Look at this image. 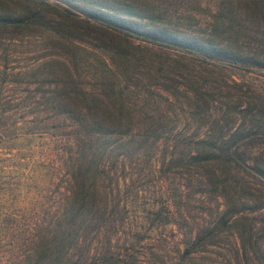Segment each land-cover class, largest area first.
I'll use <instances>...</instances> for the list:
<instances>
[{"label":"rangeland","instance_id":"1","mask_svg":"<svg viewBox=\"0 0 264 264\" xmlns=\"http://www.w3.org/2000/svg\"><path fill=\"white\" fill-rule=\"evenodd\" d=\"M167 1V21L173 28L189 36L211 35V14L221 0ZM223 7L224 15L241 10L237 0H224ZM260 24L245 23L243 31L258 36L264 32V19ZM237 27L228 32L230 41ZM218 29L212 36L218 38L216 32L223 30ZM237 37L235 43L244 50L261 48L253 38ZM47 43L45 35L0 30V264L27 263L37 244L66 249L62 258L55 252L44 264H258L248 247L241 253L236 234L263 214L264 205L256 206L264 204V182L239 171H217L209 180L208 172L187 156L193 145L180 140L207 132L227 135L250 118L264 129V68L171 52L170 57L185 65L186 100L181 92L156 88L145 69L147 59L139 60L123 98L139 116L166 122L164 131L138 151L115 159L104 156L95 177L97 192L92 193L98 208L91 214H65L73 147L67 145L71 132L66 115L49 108L53 84L36 68L48 56ZM82 45L80 75L86 87H97V76L111 72L90 44ZM144 55L157 64L155 55ZM241 147L253 157L264 156V143ZM230 209L239 216L235 226L218 222ZM210 229L216 232L212 244L185 251L196 246L195 233ZM32 233L46 237L34 241Z\"/></svg>","mask_w":264,"mask_h":264},{"label":"trees","instance_id":"2","mask_svg":"<svg viewBox=\"0 0 264 264\" xmlns=\"http://www.w3.org/2000/svg\"><path fill=\"white\" fill-rule=\"evenodd\" d=\"M165 1L0 0V30H9L14 35L47 36L45 53L48 56L36 68L42 71L44 79L53 84L49 108L66 115L71 132L70 138L66 139L67 145L68 148L73 147L67 162L72 168L69 178L71 200L64 202L65 214H91L95 207L98 208L92 193L97 192L95 177L100 173L104 156L108 154L115 159L138 151L156 141L164 131L166 122L153 116L149 119L139 116V110L129 106L123 98V87L132 77L139 60L147 59L145 69L151 72V83L156 88L169 94L181 92L186 100L189 85L181 71L185 65L180 58L170 57L168 54L171 52L180 57L195 55L203 61L224 62L245 69L264 68V32L255 36L249 30L243 31L245 23L261 25L264 0H237L241 10L237 14L226 15L223 12L224 0L219 1L217 10L211 14L212 33L208 37L189 36L173 28L167 21L169 1L167 4ZM234 24L238 27L231 42L228 32ZM218 25L223 30L216 32L217 38L212 35L213 30H219ZM240 33L243 38L256 40V45L261 48L256 46L251 51L240 48L235 43ZM82 43L90 44L111 72L107 77L103 74L97 76V87H86L84 76L80 75L78 67L82 57L79 50L84 49ZM145 53L155 55L157 64L152 65L153 60L145 57ZM170 59L172 62L168 61ZM176 75L184 80H177ZM194 91L201 93L198 88ZM185 104L188 105L187 102ZM248 112H251V105ZM248 120L246 124H236L227 135L207 132L202 136L181 138L184 144L193 145L192 153H187V156L193 164L208 172L209 180L216 176L217 171L221 174L239 171L264 182V156L253 157L241 149L251 142L264 143L261 123L253 118ZM175 141L172 146L177 144ZM102 202L104 210L105 202ZM263 205H257L256 209ZM234 211H224L227 214H222L218 222L235 226L239 216L231 214ZM214 235L216 232L211 229L195 233L192 243L196 246L184 248L185 251L193 252L212 244ZM44 237L40 233L30 236L34 241ZM236 237L241 253L248 247L257 263L264 264V212L254 225L237 230ZM31 251L32 260L25 264H44L55 252L62 258L66 249L60 247L55 250L53 246L37 244Z\"/></svg>","mask_w":264,"mask_h":264}]
</instances>
